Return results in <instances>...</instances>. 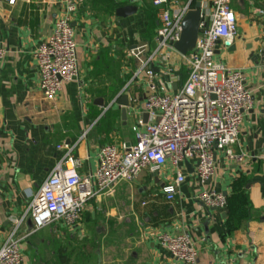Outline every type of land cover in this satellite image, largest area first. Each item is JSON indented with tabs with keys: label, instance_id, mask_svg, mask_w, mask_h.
Segmentation results:
<instances>
[{
	"label": "crops",
	"instance_id": "obj_1",
	"mask_svg": "<svg viewBox=\"0 0 264 264\" xmlns=\"http://www.w3.org/2000/svg\"><path fill=\"white\" fill-rule=\"evenodd\" d=\"M85 1L97 8L91 11L79 4L74 17L79 79L65 82L61 95L48 99L40 89L34 51L52 33L62 2L0 0V41L6 49L0 59V244L57 163L62 154L59 144L78 142L73 153L81 159L80 173L85 176L96 170L103 145L134 140L133 119L128 111L127 119L122 118L116 98L136 66L128 56V50L140 44L133 43V37L140 35L143 44L154 46L162 7L153 0H138L135 14L117 17L116 8L131 0ZM177 1L182 6L189 0ZM197 2L210 10L212 0H193V7ZM232 7L238 25L231 42L234 48L220 42L216 56L244 72L245 87L252 95L253 107L246 112L233 145L235 152L245 153L246 160L237 164L217 151L215 173L205 183L193 160L183 163L185 180L172 201L163 193V186L175 177L172 164L159 172L144 170L134 181L91 197L80 223L72 228L58 222L31 232L32 221L26 218L19 233L24 237L23 264H32L27 250L36 232L54 228L72 241L95 238L85 263L75 261L69 256L73 252L63 247L57 252L60 264H160L170 258L158 239L162 232L189 235L199 264H264V58L259 54L264 41V0H232ZM172 58L181 66L182 83L187 68L184 74L178 51ZM146 88L141 82L130 86L128 93L142 98ZM236 188L245 197L238 196ZM202 189L223 192L226 206L204 207L194 197ZM112 223L119 236H110L111 245L102 244Z\"/></svg>",
	"mask_w": 264,
	"mask_h": 264
},
{
	"label": "built area",
	"instance_id": "obj_2",
	"mask_svg": "<svg viewBox=\"0 0 264 264\" xmlns=\"http://www.w3.org/2000/svg\"><path fill=\"white\" fill-rule=\"evenodd\" d=\"M192 1L178 6L177 0H153L154 5L162 7L154 46L139 44L128 50L136 66L117 98L128 94L133 142L103 145L96 170L85 176L80 173L81 159L73 153L78 142L59 144L62 154L57 163L31 195L26 212L14 218L12 229L0 244V264L24 263V237L19 233L26 218L32 221L31 232L58 222L72 228L80 223L91 197L121 182L134 181L144 170L159 172L167 163L172 164L175 177L163 186L165 197L172 201L185 180L183 163L193 160L198 177L205 183L215 173L217 151L237 164L246 160L245 153L235 152L233 145L239 139L246 112L253 107L252 95L245 87L244 72L226 66L216 56L218 42H232L238 32L232 0H212L210 10L201 15L195 48L181 54L187 66V77L181 83V66L173 62L172 54L181 37L182 19L194 8ZM61 2L63 11L52 33L34 51L40 89L48 99L60 96L64 83L80 76L73 25L79 1ZM5 54L0 41V59ZM141 82L147 84L142 98L128 93L130 86ZM174 83H180L176 89L172 88ZM194 197L206 208H224L227 204V196L216 190L202 189ZM158 239L170 253V258L160 264H199L189 235L162 232Z\"/></svg>",
	"mask_w": 264,
	"mask_h": 264
},
{
	"label": "rangeland",
	"instance_id": "obj_3",
	"mask_svg": "<svg viewBox=\"0 0 264 264\" xmlns=\"http://www.w3.org/2000/svg\"><path fill=\"white\" fill-rule=\"evenodd\" d=\"M80 7L83 8H90L94 10V8H97L96 6L93 7V3L90 1L85 0H78ZM96 4V3H95ZM136 23H134L135 25ZM139 33V32H138ZM140 36V35H139ZM139 36L133 37V43L138 42L140 44H143L141 42ZM186 64L183 66V73H186ZM131 136V134H130ZM110 229L106 230V237L105 239H101L102 244H109L111 238L110 236H119V234H116V231L114 230V223L111 224ZM50 230V231H49ZM49 230H41L36 232L32 240L30 241V244L28 246L27 250V256L31 260L32 264H60L57 258V252L59 248L67 247V249L72 254H69L71 258L76 257L75 261H78V263L82 262L85 263L86 255L85 253L89 250V245H94L95 238L89 240V239H74V241L71 240L70 237L64 236L60 234L59 229H49ZM56 252V253H55Z\"/></svg>",
	"mask_w": 264,
	"mask_h": 264
},
{
	"label": "water",
	"instance_id": "obj_4",
	"mask_svg": "<svg viewBox=\"0 0 264 264\" xmlns=\"http://www.w3.org/2000/svg\"><path fill=\"white\" fill-rule=\"evenodd\" d=\"M138 0H131L132 3L117 7L115 14L117 17H127L129 15L135 14L138 11V6L134 4ZM206 12V9L202 7L201 2H197L195 7L190 9L182 19V32L180 39L175 43V49L182 55H186L189 51H192L196 46V41L199 33V25L201 15ZM219 42L217 44V50L219 48ZM225 44L228 47H233L230 41H226ZM216 50V52H217ZM259 54L264 58V41H261L259 46ZM174 88H177V83H174ZM101 102V99H100ZM117 104L122 106V118L127 119V106L129 105L128 96L123 94L119 99H117ZM102 106L104 103L102 102ZM144 119L147 120V114L144 115ZM128 143L127 145H129ZM210 180V179H209ZM215 209V208H213ZM226 213L224 214V216ZM30 222V228H32Z\"/></svg>",
	"mask_w": 264,
	"mask_h": 264
},
{
	"label": "trees",
	"instance_id": "obj_5",
	"mask_svg": "<svg viewBox=\"0 0 264 264\" xmlns=\"http://www.w3.org/2000/svg\"><path fill=\"white\" fill-rule=\"evenodd\" d=\"M235 192L237 193L238 196H240V197H241V196H242V197H245L244 194H243V192L240 191V189H237V188H236V189H235ZM243 200H245V198H243Z\"/></svg>",
	"mask_w": 264,
	"mask_h": 264
}]
</instances>
